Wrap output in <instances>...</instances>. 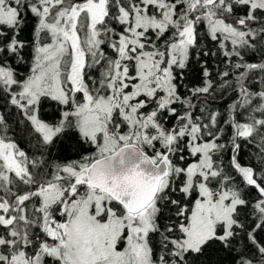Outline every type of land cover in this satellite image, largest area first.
Returning <instances> with one entry per match:
<instances>
[{"label": "snow or ice", "instance_id": "snow-or-ice-1", "mask_svg": "<svg viewBox=\"0 0 264 264\" xmlns=\"http://www.w3.org/2000/svg\"><path fill=\"white\" fill-rule=\"evenodd\" d=\"M0 264H264V0H0Z\"/></svg>", "mask_w": 264, "mask_h": 264}]
</instances>
